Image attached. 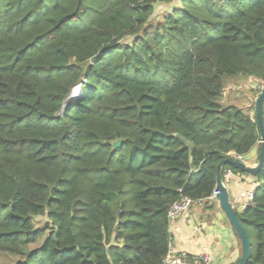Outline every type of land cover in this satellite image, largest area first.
<instances>
[{
	"label": "trees",
	"instance_id": "16d2710c",
	"mask_svg": "<svg viewBox=\"0 0 264 264\" xmlns=\"http://www.w3.org/2000/svg\"><path fill=\"white\" fill-rule=\"evenodd\" d=\"M241 77L264 81V0H0V264H162L170 204L260 152L256 114L222 102ZM253 177L235 211L264 264Z\"/></svg>",
	"mask_w": 264,
	"mask_h": 264
},
{
	"label": "crops",
	"instance_id": "0c3cea01",
	"mask_svg": "<svg viewBox=\"0 0 264 264\" xmlns=\"http://www.w3.org/2000/svg\"><path fill=\"white\" fill-rule=\"evenodd\" d=\"M257 156L255 146L245 155L246 165L254 166ZM222 180L230 197L256 186L252 175L228 172L227 169H224ZM169 233L170 243L176 251L194 256L205 250L211 256L210 264H232L242 253L241 243L215 199L191 207L171 223Z\"/></svg>",
	"mask_w": 264,
	"mask_h": 264
},
{
	"label": "water",
	"instance_id": "95a60500",
	"mask_svg": "<svg viewBox=\"0 0 264 264\" xmlns=\"http://www.w3.org/2000/svg\"><path fill=\"white\" fill-rule=\"evenodd\" d=\"M75 92H76L75 89L71 90L70 94L64 99L60 113L63 112L68 98L73 97ZM263 103H264V88L262 89V91L259 93L258 97L255 100V107H256L255 114H256L257 125L260 133V145H261L257 163L254 166H249L246 165V163H244L241 160L228 157L220 161V163L217 165V177H216V187H215L216 190L219 191L217 195V201L222 212L224 213L225 218L227 219L229 225L231 226V229L235 232L242 246L241 256L236 262L232 264H246L251 253V242L244 227L240 223L236 211L231 203L228 189L221 177V169L225 164H229L231 167L235 169H238L244 173H248L252 176H255L256 173L261 168L262 163L264 161ZM121 142H122L121 139H117L113 142L112 145L114 148H116L117 146L120 145Z\"/></svg>",
	"mask_w": 264,
	"mask_h": 264
},
{
	"label": "built area",
	"instance_id": "2783aa9c",
	"mask_svg": "<svg viewBox=\"0 0 264 264\" xmlns=\"http://www.w3.org/2000/svg\"><path fill=\"white\" fill-rule=\"evenodd\" d=\"M258 88V93H260L264 88V81H261L259 83ZM74 89L76 92H78V87H75ZM232 158L241 160L245 163V155H232ZM227 170L228 172L230 171L229 169ZM254 190L255 188L240 191L237 195L230 197L234 209L241 211L246 206L250 205L253 201ZM218 193L219 191L215 188L208 200H217ZM201 202V200H193L187 196H181L179 199L173 201L167 210V219L169 221V226L179 216L186 213L194 205H199ZM211 261L212 259L210 254L205 250L202 253H199L198 255L192 256L191 260H189L187 252L176 251L170 243L166 255L163 258L162 264H210Z\"/></svg>",
	"mask_w": 264,
	"mask_h": 264
},
{
	"label": "rangeland",
	"instance_id": "374dc122",
	"mask_svg": "<svg viewBox=\"0 0 264 264\" xmlns=\"http://www.w3.org/2000/svg\"><path fill=\"white\" fill-rule=\"evenodd\" d=\"M171 5L173 4L167 5V7L163 6L162 8L161 6H157L153 16L159 17L163 13V11L171 7ZM260 82L261 81L257 79L247 78V77H241L239 79L230 80L225 86L224 91H223V98H222L223 104L224 105L234 104L243 109H249L251 115L253 116L255 114V110L253 109V106L255 105V100L259 95L258 85ZM257 152H258V149H257ZM258 156H259V152H258ZM258 156L256 158V163L258 160ZM238 174H241V173H238ZM44 220L45 218L43 217L37 218L36 225H39ZM39 243L40 241H38L37 244L29 246L28 249H32L38 246ZM13 261H15L14 257H8V256H5V254H1L0 262L10 263Z\"/></svg>",
	"mask_w": 264,
	"mask_h": 264
},
{
	"label": "bare ground",
	"instance_id": "6f19581e",
	"mask_svg": "<svg viewBox=\"0 0 264 264\" xmlns=\"http://www.w3.org/2000/svg\"><path fill=\"white\" fill-rule=\"evenodd\" d=\"M77 94H78V92H75L74 95H73V97L76 96Z\"/></svg>",
	"mask_w": 264,
	"mask_h": 264
}]
</instances>
